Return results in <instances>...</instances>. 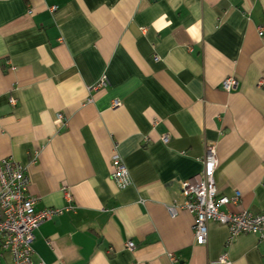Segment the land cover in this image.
Masks as SVG:
<instances>
[{
    "label": "crops",
    "instance_id": "crops-1",
    "mask_svg": "<svg viewBox=\"0 0 264 264\" xmlns=\"http://www.w3.org/2000/svg\"><path fill=\"white\" fill-rule=\"evenodd\" d=\"M210 146L218 195L241 193L220 210L260 215L264 0H0V160L26 167L35 211L54 212L35 264H264L259 235L229 241L210 222L199 246L195 217L168 211Z\"/></svg>",
    "mask_w": 264,
    "mask_h": 264
},
{
    "label": "built area",
    "instance_id": "built-area-1",
    "mask_svg": "<svg viewBox=\"0 0 264 264\" xmlns=\"http://www.w3.org/2000/svg\"><path fill=\"white\" fill-rule=\"evenodd\" d=\"M263 35V31L259 33ZM107 86V79L103 77L93 88L97 90ZM238 87L235 78H228L222 84V89L232 92ZM11 104L16 100L11 98ZM119 100L112 101V108H119ZM58 122L65 126L64 118L57 115ZM164 142H168L164 138ZM203 171L187 181H175L173 194L177 197L176 203L168 207L172 217L177 215L178 209H184L195 217L194 234L197 245L205 246L208 243L209 223L215 222L228 227L229 241L244 234H257L264 240V210L260 215L254 216L248 211L239 214L225 213L220 210L227 205H237L241 193L236 192L232 197H220L216 182L219 164L215 148H207L202 160ZM114 173L112 180L119 189H125L131 184L129 170L119 156L113 159ZM30 176L26 167L15 163L10 158L0 160V250L12 255L13 264H35L34 249L35 232L40 225L54 212H36L37 198L30 195ZM67 194V193H66ZM68 196V195H67ZM135 244L127 243V249L133 250ZM221 261L225 263L226 258Z\"/></svg>",
    "mask_w": 264,
    "mask_h": 264
}]
</instances>
